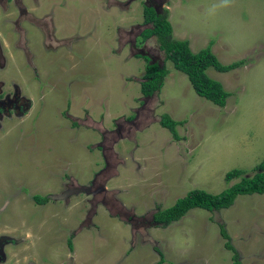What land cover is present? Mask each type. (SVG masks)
Here are the masks:
<instances>
[{"label": "rangeland", "instance_id": "374dc122", "mask_svg": "<svg viewBox=\"0 0 264 264\" xmlns=\"http://www.w3.org/2000/svg\"><path fill=\"white\" fill-rule=\"evenodd\" d=\"M144 3L22 0L29 13L18 32L20 8L0 0V102L8 104L0 121V239L19 242L0 264H235L221 225L240 264H264V195L152 225L155 213L190 192L218 195L236 183L226 182L230 171L252 176L264 160V0L163 5L174 38L194 53L214 42L224 65L246 61L229 73L207 71L231 93L225 108L196 93L156 38L144 40ZM138 48L169 71L145 107L147 62ZM9 97L30 104L24 117ZM164 114L182 123L180 141L160 125ZM106 159L99 183L107 184V203L86 193ZM71 188L78 191L66 196ZM36 196L50 200L41 206Z\"/></svg>", "mask_w": 264, "mask_h": 264}, {"label": "trees", "instance_id": "16d2710c", "mask_svg": "<svg viewBox=\"0 0 264 264\" xmlns=\"http://www.w3.org/2000/svg\"><path fill=\"white\" fill-rule=\"evenodd\" d=\"M145 8L144 18L147 23L145 25H149V27L143 31L142 37L144 40L156 38L159 49L165 54L166 61H171L174 69L188 77L196 93L216 106L225 108L231 93L226 91L221 82L209 77L207 71L214 68L220 73H229L241 69L246 61L241 60L230 65H224L212 50L214 42H211L207 48L199 53H194L189 41L174 38L173 26L168 19L166 10L161 15L153 7L147 6ZM137 58H144L147 62L146 73L141 82L142 95L144 100L153 98L162 92L169 71L159 62H151L149 57L137 55ZM181 124L168 114L161 116L160 125L167 129L176 141L181 140L178 132V126ZM253 172L252 176H247V172L241 169L230 171L226 175V182L230 184L236 181V183L229 186L225 191L214 195L205 190H194L186 197L179 199L174 206L155 213L152 225L167 228L182 220L192 210L202 209L209 212H218L230 209L240 196L264 195V160L253 169ZM49 197L36 196L34 199L36 203L45 205L50 200ZM221 234L228 241L227 249L234 252L235 264H240L237 250L231 245V237L222 225ZM69 246L73 250L71 242Z\"/></svg>", "mask_w": 264, "mask_h": 264}, {"label": "flooded vegetation", "instance_id": "af4514ba", "mask_svg": "<svg viewBox=\"0 0 264 264\" xmlns=\"http://www.w3.org/2000/svg\"><path fill=\"white\" fill-rule=\"evenodd\" d=\"M11 1H14L16 4H17V6H18V8H20L19 9V13H20V15L21 16H19V19H23L22 21H18L17 23H16V25H17V31L18 32H21V30H22V27H21V24H22V22H25V20H24V18H26V17H24V18H22V16L23 15H25L26 14V12L27 13H29L28 12V10L27 9H25L24 7H23V4H22V0H11ZM167 2V0H145V5H147V6H150V7H153L158 13H160L161 15L162 14H164V8H163V5L165 4ZM149 4V5H148ZM28 17V16H27ZM144 24H147L146 22H144ZM142 35V34H141ZM136 42L135 41H133V42H130L129 44H130V46H132V47H136V44H135ZM142 53V54H141ZM144 52H141L140 51V48H138V51H137V55H145V57H149L150 59H151V62H154L155 61V58H153V57H151L150 55H148V54H146V53H144ZM3 69V67L0 65V71ZM6 100H10L9 102H11L13 105H12V109H13V111H18V110H23L20 114H18L17 116H19V117H24L25 115H26V113H24V112H26V110H27V108H29L30 107V104L29 103H27V104H25V105H22V106H20V99H19V97H15L14 99H11L10 97L9 98H7ZM145 101V100H144ZM1 104H0V121L3 119V117L5 116L6 117V114H5V112H6V109H5V106L6 105H8V104H5L4 102H0ZM3 104H5V105H3ZM145 105H146V101H145V103H144V107H145ZM26 107V108H25ZM10 116V118L12 117V114L11 115H9ZM4 117V118H5ZM139 119V116H137V119L134 121V122H131L129 125H132V126H135L136 127V121ZM124 123H126L125 121H124ZM127 124V123H126ZM119 126H122L121 124L119 125ZM119 130H120V128H119ZM107 139H108V137H107V135L104 133V142L105 141H107ZM99 148L101 149V150H103V152H104V154H105V151H106V149H107V147L105 146V145H100L99 146ZM106 158V157H105ZM106 161H107V159H106ZM108 162V161H107ZM110 167V165H109V162H108V167H107V169H105L103 172H101L100 174H98L95 178H94V180H92V182H91V186H90V188H88L89 190L86 192L87 194H91L92 196H98V197H103V199H104V201H106V203H107V184L105 183V182H103L102 184H100L99 183V178L100 177H102L103 175H105V173H107V170H108V168ZM78 191V188H71V189H69L65 194H66V196H68V195H71V194H74V193H76ZM64 194V195H65ZM67 201V200H66ZM40 205V204H39ZM41 206H45V205H41ZM90 217V216H89ZM87 218V221L88 220H90V218ZM133 218V217H132ZM4 237H6V236H2L1 237V239H0V262H2L3 260H4V262H8V259H9V255L7 254V252L5 251V248L6 247H9V246H19V242L17 241V242H14V241H11L10 240V242L8 241V243L6 242V240H5V242L2 240ZM4 242V243H3ZM71 249V248H70ZM72 250V249H71ZM73 250H74V248H73ZM72 250V251H73Z\"/></svg>", "mask_w": 264, "mask_h": 264}, {"label": "water", "instance_id": "95a60500", "mask_svg": "<svg viewBox=\"0 0 264 264\" xmlns=\"http://www.w3.org/2000/svg\"><path fill=\"white\" fill-rule=\"evenodd\" d=\"M52 199H56V200H57V199H60V198H59V197H54V196H52Z\"/></svg>", "mask_w": 264, "mask_h": 264}, {"label": "clouds", "instance_id": "9594fccd", "mask_svg": "<svg viewBox=\"0 0 264 264\" xmlns=\"http://www.w3.org/2000/svg\"><path fill=\"white\" fill-rule=\"evenodd\" d=\"M142 54V53H141ZM140 56H145V55H140Z\"/></svg>", "mask_w": 264, "mask_h": 264}]
</instances>
